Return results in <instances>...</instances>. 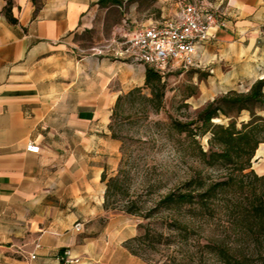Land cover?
Listing matches in <instances>:
<instances>
[{
  "label": "crops",
  "instance_id": "1",
  "mask_svg": "<svg viewBox=\"0 0 264 264\" xmlns=\"http://www.w3.org/2000/svg\"><path fill=\"white\" fill-rule=\"evenodd\" d=\"M99 1L12 0L13 24L0 0V248L13 257L58 264L62 251L78 256L85 239L75 223L105 211L101 177L117 151L112 111L120 96L144 85L148 67L82 51L151 23L109 22L107 12L121 9ZM170 3L174 17L177 2L158 0L162 18ZM205 3L225 27L199 44L197 67L204 52H217L236 78L264 79V0ZM30 143L39 154L26 151Z\"/></svg>",
  "mask_w": 264,
  "mask_h": 264
},
{
  "label": "rangeland",
  "instance_id": "2",
  "mask_svg": "<svg viewBox=\"0 0 264 264\" xmlns=\"http://www.w3.org/2000/svg\"><path fill=\"white\" fill-rule=\"evenodd\" d=\"M4 1L6 6L2 13L6 15L7 4L13 6V2ZM120 1L121 11L110 10L106 14V20L112 23L125 20L129 27L170 20L176 6V3L166 5L162 18L158 0ZM203 54L206 59L203 66L188 71H170L162 77L165 85L163 111L149 114L147 120L133 117L114 124V132L119 138L115 140L117 151L110 157V165L106 168L107 179L115 177L122 166L123 171L128 174L130 193L150 201L149 205L168 189L187 179L196 167L192 161L175 153L174 148L178 145L179 138L175 136L171 139L167 136L166 124L170 118L189 121L214 99L230 91L246 93L252 86L248 81L236 78L238 71H233L227 63L219 61L217 52L208 51ZM141 88L143 95L149 96V90L144 85ZM257 113L264 115L261 110H257ZM249 119V114L242 112L236 119L237 128H241V124ZM229 122L224 117L215 120V123L221 125H228ZM207 137L209 134L202 142L205 149ZM114 150L111 147L106 151L111 153ZM252 170L259 176L264 175V153L255 154ZM228 199L230 198L218 196L213 200L209 214L205 215L206 224L196 233L190 234L186 242H180L176 235L164 232L157 225L156 230L168 237L169 242L166 243L165 239L157 241L154 243L155 250L140 252L138 256L132 255L125 248V242L143 233L140 226L145 225V221L117 211H104L99 216L82 218L78 222L82 224L80 238L85 239L84 250L78 256L71 255L74 262L70 264H236L234 260L227 262L221 258L218 247L229 250L231 255H235L244 264H264L259 256L264 255V240L253 245L245 235H241L239 229L242 228V223L232 214L231 208L226 209ZM205 245H209V248L206 249ZM133 247L136 245L133 244ZM30 248L32 246L28 245L24 250L29 252ZM0 264L56 263L30 260L28 254L24 253L13 257L12 252L2 247Z\"/></svg>",
  "mask_w": 264,
  "mask_h": 264
},
{
  "label": "trees",
  "instance_id": "3",
  "mask_svg": "<svg viewBox=\"0 0 264 264\" xmlns=\"http://www.w3.org/2000/svg\"><path fill=\"white\" fill-rule=\"evenodd\" d=\"M189 1L199 3L203 0ZM120 4V0L99 1L101 8ZM11 7L8 3L6 16L9 22L15 24L16 20L11 18ZM163 76L147 68L144 87L149 90V96L143 95L142 88H135L117 99L109 125L112 139L119 138L114 132L117 122L133 117L147 120L149 114L164 110ZM257 110L264 111V79L255 81L246 93L230 91L214 99L194 119L182 122L170 118L166 133L171 139L175 136L179 138L175 153L192 161L196 167L187 179L168 189L151 205L150 201L130 193L128 174L122 166L115 177L107 179L106 173L102 174L101 181L106 184L104 210L122 212L146 222L140 226L143 230L141 235L125 242V248L132 255L155 250L154 243L162 239L169 242L168 237L156 230L157 225L164 232L176 235L180 242H186L190 234L206 224L205 215L209 214L210 204L218 196L230 198L226 209L231 208L232 214L242 223L239 231L249 239L250 244H260L264 240V175L259 176L252 170L255 154L264 144V115H259ZM242 112H247L250 119L238 129L236 119ZM223 117L230 120L228 125L215 123ZM208 134L205 149L202 142ZM204 247L208 249L209 245ZM217 250L225 261L244 264L229 250L223 247ZM259 256L264 262V255Z\"/></svg>",
  "mask_w": 264,
  "mask_h": 264
},
{
  "label": "built area",
  "instance_id": "4",
  "mask_svg": "<svg viewBox=\"0 0 264 264\" xmlns=\"http://www.w3.org/2000/svg\"><path fill=\"white\" fill-rule=\"evenodd\" d=\"M224 27L220 14L205 0L199 3L179 0L172 19L151 23L129 36L108 39L82 54L144 65L161 75L176 70L188 71L197 67L199 44L212 38V30ZM26 151L39 154L40 147L30 143ZM74 230L80 232L82 224L77 222ZM30 258L36 257L32 254ZM59 261L70 264L74 259L69 251H64Z\"/></svg>",
  "mask_w": 264,
  "mask_h": 264
},
{
  "label": "bare ground",
  "instance_id": "5",
  "mask_svg": "<svg viewBox=\"0 0 264 264\" xmlns=\"http://www.w3.org/2000/svg\"><path fill=\"white\" fill-rule=\"evenodd\" d=\"M257 153H264V144L260 145L259 149L257 150Z\"/></svg>",
  "mask_w": 264,
  "mask_h": 264
}]
</instances>
